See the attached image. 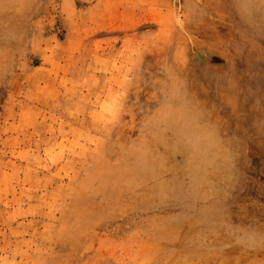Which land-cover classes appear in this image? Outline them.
Segmentation results:
<instances>
[{"label":"rangeland","instance_id":"rangeland-1","mask_svg":"<svg viewBox=\"0 0 264 264\" xmlns=\"http://www.w3.org/2000/svg\"><path fill=\"white\" fill-rule=\"evenodd\" d=\"M0 264H264V0H0Z\"/></svg>","mask_w":264,"mask_h":264},{"label":"bare ground","instance_id":"bare-ground-1","mask_svg":"<svg viewBox=\"0 0 264 264\" xmlns=\"http://www.w3.org/2000/svg\"><path fill=\"white\" fill-rule=\"evenodd\" d=\"M9 17H10V16H7V21H8V18H9ZM8 23H9V21H8ZM191 178H192V181H193L192 184H194V185H202V184L205 183V178H204V176H200L199 174H197V175H195V176H192Z\"/></svg>","mask_w":264,"mask_h":264}]
</instances>
